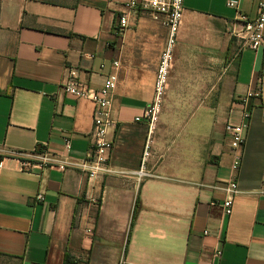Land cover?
<instances>
[{
  "label": "crops",
  "instance_id": "1",
  "mask_svg": "<svg viewBox=\"0 0 264 264\" xmlns=\"http://www.w3.org/2000/svg\"><path fill=\"white\" fill-rule=\"evenodd\" d=\"M261 1L184 0L174 54L193 19L229 31L237 13L253 20ZM124 12L125 0H0V264H63L65 256L73 264H264V49L240 52L214 109L201 110L171 138L164 136L170 127L155 131L143 169L150 177L143 178L148 132L135 119L152 101L167 31L139 12L130 20L137 30L114 44ZM113 61L120 71L109 174L88 180L70 165L89 153L93 105L61 85L74 69L98 91ZM257 89L258 98L237 102ZM243 111L250 117L237 193L224 216L232 177L225 125L239 124ZM43 153L69 167H23Z\"/></svg>",
  "mask_w": 264,
  "mask_h": 264
},
{
  "label": "built area",
  "instance_id": "2",
  "mask_svg": "<svg viewBox=\"0 0 264 264\" xmlns=\"http://www.w3.org/2000/svg\"><path fill=\"white\" fill-rule=\"evenodd\" d=\"M227 6L236 8L234 3H228ZM125 7L127 12L122 13L118 18L116 36L122 37L124 32L130 27L131 14H137L139 12L150 13L167 31L164 49L160 55L155 72L152 101L144 109L143 116L135 119V122L144 124L148 132L139 172L140 177L147 178L150 177V174L143 169L150 158L151 137L160 118L168 80L173 66L174 49L184 11V0H125ZM237 15L238 21L231 28L232 34L236 38L244 40V42L237 51L236 59L245 48H249L255 52L264 49V1L258 3L256 17L253 20L241 13H237ZM119 71V61H113L105 83L98 91H94L86 84L80 82L74 69L69 70L67 80L61 85V89L66 95L76 99L89 100L93 105L89 153L76 165H70L82 172L88 180H94L97 177H104L109 174L112 141L108 137V128L114 123L111 112L114 93L119 81ZM259 96L260 89H257L253 94H249L242 99L240 98L237 102L243 107L246 105L248 99L251 97L258 98ZM249 117V113L243 111L239 124L227 123L225 125V132L230 140V151L232 154L230 168L232 177L226 183L224 189L228 195L221 204L224 216L231 215L233 199L237 193L236 177L242 162ZM23 167L49 168L64 172L69 165L56 155L43 153L34 162L29 161L23 163ZM220 256L221 251L219 249L215 250L213 257L219 259Z\"/></svg>",
  "mask_w": 264,
  "mask_h": 264
},
{
  "label": "rangeland",
  "instance_id": "3",
  "mask_svg": "<svg viewBox=\"0 0 264 264\" xmlns=\"http://www.w3.org/2000/svg\"><path fill=\"white\" fill-rule=\"evenodd\" d=\"M231 28L218 32L211 20L204 18H195L182 28L162 114L151 137L150 158L159 127H170L164 136L171 138L177 128L189 123L201 110L214 109L225 99L223 79L235 65L237 51L244 42L232 34ZM127 30L136 31L137 23ZM122 39L116 36L114 44ZM142 45L139 41L131 54L134 63L141 57L138 47Z\"/></svg>",
  "mask_w": 264,
  "mask_h": 264
},
{
  "label": "trees",
  "instance_id": "4",
  "mask_svg": "<svg viewBox=\"0 0 264 264\" xmlns=\"http://www.w3.org/2000/svg\"><path fill=\"white\" fill-rule=\"evenodd\" d=\"M138 210H139V204L137 203L134 209L133 219L136 217ZM63 264H73V263H71L70 259L65 256Z\"/></svg>",
  "mask_w": 264,
  "mask_h": 264
},
{
  "label": "bare ground",
  "instance_id": "5",
  "mask_svg": "<svg viewBox=\"0 0 264 264\" xmlns=\"http://www.w3.org/2000/svg\"><path fill=\"white\" fill-rule=\"evenodd\" d=\"M228 65V64H227Z\"/></svg>",
  "mask_w": 264,
  "mask_h": 264
}]
</instances>
